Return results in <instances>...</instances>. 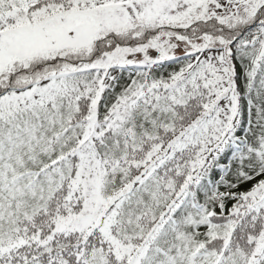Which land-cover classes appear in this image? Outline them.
Segmentation results:
<instances>
[{
	"label": "snow or ice",
	"instance_id": "6c2138e0",
	"mask_svg": "<svg viewBox=\"0 0 264 264\" xmlns=\"http://www.w3.org/2000/svg\"><path fill=\"white\" fill-rule=\"evenodd\" d=\"M0 264H264V0H0Z\"/></svg>",
	"mask_w": 264,
	"mask_h": 264
}]
</instances>
